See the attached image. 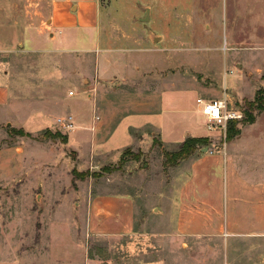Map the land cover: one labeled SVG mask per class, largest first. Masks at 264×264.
Segmentation results:
<instances>
[{
  "label": "rangeland",
  "instance_id": "374dc122",
  "mask_svg": "<svg viewBox=\"0 0 264 264\" xmlns=\"http://www.w3.org/2000/svg\"><path fill=\"white\" fill-rule=\"evenodd\" d=\"M48 2L0 0V67L6 73L15 69L21 73L27 65L28 72H37L29 74L28 85L23 79L19 82L16 114L7 119V112H0L7 114L0 120V264H264V241L179 238L165 244L155 242L149 235L155 231L154 222L151 224L153 208L146 210L147 214L139 211L136 234L130 236H95L85 230L79 210L83 201L80 182H84L81 186L85 189L93 180L89 186L98 188L96 193H136L153 183L164 185L169 193L176 184L170 169L182 160L166 163L169 153L155 143L146 153L129 149L122 157L123 164H110L115 162L111 154L110 163L86 169L76 164L75 150L86 157L89 145L77 142L76 132L70 143L64 144L62 136H68L69 131L59 124L52 128L42 124L45 100L34 89L42 86L39 74L44 61L41 55L33 56L26 50L35 33L48 30ZM101 6L109 12L104 25L108 32L117 40L126 35L133 39L125 52L121 51L138 55L140 76L133 75H149L143 84L146 87L154 85L157 89L156 80L160 78L161 90L175 88L171 97L165 98L164 121L160 123L172 128L175 135L189 127L198 96L232 100L246 110L257 91L264 89V0H101ZM147 8L149 19L143 21ZM88 34L92 36L89 43L95 46L94 31ZM82 39L77 47H89L88 42L83 45ZM84 55L78 49L76 59ZM95 63L94 60L90 67L76 66V73L89 70L98 74ZM140 78L137 80L142 81ZM115 79L113 86L118 77ZM88 80L87 84L81 81L83 92L73 81L69 82L70 89L66 86L68 93L76 91L72 102L82 98L88 103L84 109L87 121L96 94L91 86L96 77ZM136 87L125 91L139 94ZM113 99L123 102L129 97L120 92ZM174 104L182 108L170 109ZM253 114L255 124L243 121L235 129L241 132L250 125L238 144L251 156L261 158L264 111L253 110ZM49 117L55 115L51 113ZM204 128L207 130L206 121ZM20 130L24 135L18 133ZM47 131L51 134L45 136ZM208 133L207 147L214 149L228 143V129ZM138 156L140 160L136 161ZM105 167L111 172L106 173ZM95 172L97 177H92ZM82 173L91 176L82 180ZM151 201L145 199L142 206L154 204Z\"/></svg>",
  "mask_w": 264,
  "mask_h": 264
},
{
  "label": "crops",
  "instance_id": "0c3cea01",
  "mask_svg": "<svg viewBox=\"0 0 264 264\" xmlns=\"http://www.w3.org/2000/svg\"><path fill=\"white\" fill-rule=\"evenodd\" d=\"M47 15L48 30L35 33L31 47L26 50L33 56L41 55L44 61L39 74L42 86L35 87L34 91L38 89L40 98L45 100L41 109L42 124L52 128L53 124L58 125V119L71 116L74 128L68 132V144L76 132L77 142L84 147L89 145L86 157L75 150L78 166L91 170L100 168L108 164L111 154L115 155V162L109 163L116 164L129 149L146 153L154 148L155 143L161 150L172 154L178 152L180 149H174L181 147L188 138L210 137L208 129L204 128L206 119L198 108L190 115L189 127L179 135H175L172 128L160 124L161 120L164 121L165 98H170L175 88L161 90L160 78L156 80L157 89L154 85L146 87L143 84L148 82L149 75L142 74V78L133 75L140 72L138 55L128 50L126 54L122 53L133 39L126 35L127 38L117 40L108 32L104 25L109 12L102 8L101 0H49ZM92 31L95 46L89 43L92 36L88 33ZM81 34L85 35L83 39ZM81 39L83 45L88 42L89 47H77ZM78 49L85 55L76 59ZM94 60L98 74L94 72L93 75L89 70L76 73V66L90 67ZM33 72L37 74L34 70L28 72L27 65L21 73L16 69L6 73L0 67V112H7V119L16 114V98L21 88L19 82L23 79L28 85L31 79L28 76ZM92 76L96 77L94 85H91L95 87L96 94L94 100L91 98L93 107L87 121L84 109L88 103H84L82 98L73 103L70 99L77 96L76 91L70 95L68 90L71 88L69 82L73 81L83 92L81 81L90 83L88 78ZM116 77L118 81L113 86L112 81ZM134 82H138L140 88ZM133 86L139 94L126 93L125 88L133 89ZM120 92L129 99L123 102L114 100L113 96ZM175 107L182 108L174 104L170 109ZM51 113L55 117L49 119ZM7 114L0 113V120H4ZM250 125L224 145L214 149L199 146L189 157L172 167L170 170L176 176V184L169 193L164 185L158 187L155 183L136 193H96L98 188L89 186L93 180L88 181L85 189L81 186L84 182H80L78 188L81 187L83 201L79 203V210L85 230L95 236H130L136 231L139 211L147 214L146 210L153 208L151 224L154 222L152 227L155 231L149 235L157 243L165 244L167 240L171 242L179 238L263 242L264 157L255 158L238 144ZM205 148H208L207 152H204ZM147 198L158 207L146 203L142 206ZM144 219L147 224V218Z\"/></svg>",
  "mask_w": 264,
  "mask_h": 264
},
{
  "label": "built area",
  "instance_id": "2783aa9c",
  "mask_svg": "<svg viewBox=\"0 0 264 264\" xmlns=\"http://www.w3.org/2000/svg\"><path fill=\"white\" fill-rule=\"evenodd\" d=\"M70 95H74V92H70ZM196 104L201 116L206 119L207 129L210 132H216L217 129L225 132L231 124L238 125L246 119L245 109L232 100L198 98ZM57 123L66 131L74 128L71 116L60 118Z\"/></svg>",
  "mask_w": 264,
  "mask_h": 264
},
{
  "label": "trees",
  "instance_id": "16d2710c",
  "mask_svg": "<svg viewBox=\"0 0 264 264\" xmlns=\"http://www.w3.org/2000/svg\"><path fill=\"white\" fill-rule=\"evenodd\" d=\"M253 110H258L263 112L264 111V89H260L257 91L254 101L251 103H248V108L245 110L246 113V119L245 122L249 124H254L256 121V118L254 117ZM237 124L233 123L228 127V135H227V142L232 141L234 138L238 137L240 135V131L235 129V126ZM21 135H24L23 130H20L18 132ZM47 135H50L51 133L47 131L45 133ZM59 136L60 134L57 133ZM63 137V143L67 144L68 143V136H62ZM208 143V138H188L180 147V150L176 153L168 154L166 158V163H177L181 160L186 159L189 157L199 146H207ZM125 155V154H124ZM141 156V154H138ZM140 156L136 157V161L140 160ZM125 162V158H121L120 163L123 164ZM108 167L103 168V170L106 173H110L111 171L108 170ZM84 174L82 176V180H84L86 177H89L88 173H82ZM97 173H93L92 177H97Z\"/></svg>",
  "mask_w": 264,
  "mask_h": 264
},
{
  "label": "water",
  "instance_id": "95a60500",
  "mask_svg": "<svg viewBox=\"0 0 264 264\" xmlns=\"http://www.w3.org/2000/svg\"><path fill=\"white\" fill-rule=\"evenodd\" d=\"M146 12H147V16H146V18H145V19H142L143 21H145V20H148V19H149L150 9H149V8H147V9H146ZM207 151H208V148H205V149H204V152H207Z\"/></svg>",
  "mask_w": 264,
  "mask_h": 264
}]
</instances>
